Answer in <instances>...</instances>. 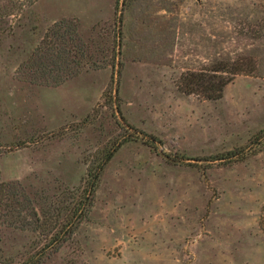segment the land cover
<instances>
[{
  "label": "rangeland",
  "instance_id": "obj_1",
  "mask_svg": "<svg viewBox=\"0 0 264 264\" xmlns=\"http://www.w3.org/2000/svg\"><path fill=\"white\" fill-rule=\"evenodd\" d=\"M263 205L264 0H0V264H264Z\"/></svg>",
  "mask_w": 264,
  "mask_h": 264
},
{
  "label": "trees",
  "instance_id": "obj_2",
  "mask_svg": "<svg viewBox=\"0 0 264 264\" xmlns=\"http://www.w3.org/2000/svg\"><path fill=\"white\" fill-rule=\"evenodd\" d=\"M243 71H245L243 64L237 60L232 63L217 61L210 69L185 73L178 83V88L185 93L197 94L205 99H219L223 96L225 86L235 75ZM259 225L264 230V205Z\"/></svg>",
  "mask_w": 264,
  "mask_h": 264
}]
</instances>
